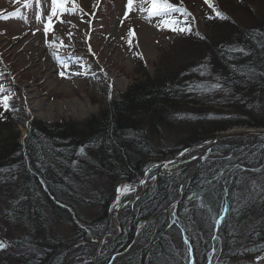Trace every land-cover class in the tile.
Segmentation results:
<instances>
[{"label": "trees", "instance_id": "obj_1", "mask_svg": "<svg viewBox=\"0 0 264 264\" xmlns=\"http://www.w3.org/2000/svg\"><path fill=\"white\" fill-rule=\"evenodd\" d=\"M241 7L245 9L241 18L232 13V6V17L225 22H207L210 26L219 23L225 31L210 38L200 36L204 50L194 59L179 68L155 69L80 129L73 124L38 123L21 145L16 133L9 132L0 146V195L11 181L18 187L15 196L0 197V222L20 235L6 234L0 264H87L84 260L95 246L90 240H98L106 226L116 181L134 182L144 173L147 159H163L209 140L215 133L235 126L264 128V12H253L244 3ZM232 48L244 51H226ZM201 65L208 70L206 77L193 71ZM201 77L209 85L219 83L216 92L221 95L196 96L188 104H213L216 109L209 112L211 109L183 105L182 112H193L190 120L180 121L190 137L168 140L164 145L159 132L168 110L176 112L173 105L185 102L195 92L188 90L189 85L198 84ZM244 103L250 105L249 110ZM225 105L235 107L236 112L225 113ZM203 114L208 115L203 118ZM246 141L234 139L216 145L214 151L223 155L213 154L200 164L183 185L174 213L164 212L136 231L138 225L173 203L185 174L163 178L132 208L126 207L119 216V235L94 264H188L189 248L195 264H206L215 244V223L224 208L213 264H262L254 260L264 250V189L260 194L251 191L248 199L245 194L251 188L249 170L264 161V139L234 150ZM92 170L101 182L109 183L108 188L90 183ZM238 200L249 202V207L238 209ZM87 208L96 211L91 220L84 217ZM73 216L87 224L89 232ZM55 222L68 226L67 233H56Z\"/></svg>", "mask_w": 264, "mask_h": 264}, {"label": "rangeland", "instance_id": "obj_2", "mask_svg": "<svg viewBox=\"0 0 264 264\" xmlns=\"http://www.w3.org/2000/svg\"><path fill=\"white\" fill-rule=\"evenodd\" d=\"M76 1H79V11L69 10L63 15L57 14L53 16L51 28L47 35H45L44 23L47 22V16L51 12V0H40L39 6H37V0H32V2H29L27 8L22 5L25 0H0V9H3L7 5L6 3H8L7 9L12 8V12L16 6L15 4L21 3L16 12L18 15L14 16L11 19L12 21L7 20V12L0 11V100L8 97L7 105L10 104V97L13 101L7 119L3 118L0 105V146L4 145L2 141L10 135L9 132L11 130H13V133H18L17 143L21 142V137H19L21 127L17 125L24 124V121L29 122L32 120L33 122L44 124H73L76 129H80L92 119H97L99 112L103 110L110 99H117L133 83L143 82L146 74L152 75L155 69L164 68L165 66L172 69L179 68L181 65H186V62L194 59L198 53L204 50L203 46L199 44L201 40H198L203 39L201 37H192L184 33L175 34V32L165 28L157 31L155 27H157V23L160 24L161 17H153L149 20L147 14L140 11V0H134V10L128 12L127 16H125V12L128 11L126 8L127 0L103 1L101 8H98V10H95L97 6L95 7L94 5L97 0ZM171 1L173 0H168V2ZM174 1L178 4L182 3L180 0ZM181 1L185 2L181 6L186 7L188 12H192V18L195 21L194 28L198 31V34L207 38H210L209 36H212L213 33H216V36L223 34L225 31L224 27L219 23L215 26H210L207 25V22H204L201 14V8L205 5L204 0ZM216 1L217 5L222 6V14H225L224 19L232 17L230 14L232 6L235 7L233 10L235 12L232 13L238 14L239 18H241L245 10L241 7V4L240 6L238 5L236 0ZM244 2V7L250 6V10L253 12L257 9L264 12V0H244ZM10 3H15L14 7ZM67 5H69V2ZM30 11H33L32 15ZM38 12L41 13L39 22L36 19ZM73 12H76V14ZM92 17H97L94 25ZM123 20L132 25L131 29L134 35L133 37L131 36V39L133 40L129 39L127 41H132L136 47V52L140 57H143L141 58L142 60L136 59V56L134 58L132 52H128V49L121 43L120 23L122 25L123 22L121 21ZM31 25L32 28H30ZM69 31L72 33L71 38L68 35ZM62 55L64 58L60 61L59 65L56 57H60L61 59ZM94 60L95 66L98 65L99 69H90L91 75L88 77L84 76L85 71L81 67L79 69L75 67L76 73L80 75L77 74L74 77L66 74L64 77L60 75L63 72L61 64H74V62H78L85 68L87 65H92ZM56 69H58V75L55 71ZM64 72L66 73V70ZM198 84L209 85V80H202L201 77ZM7 88L10 97L8 96ZM216 90L204 91L203 94L201 90H196L189 94L190 96L184 100L185 102L182 101L179 104L173 105L176 112L171 111L170 113L168 110V116H165L166 120L162 125V130L159 132L163 141H165L164 145L167 144L168 140L174 142L180 139H189V132L185 131L184 127L182 128L180 121L182 119H185V121L190 120L193 117V112L191 113L187 109H183L182 112L181 108L184 105L188 109H216V105L214 106L213 104L203 106L200 104L196 106L188 104L196 96L200 97L201 95L208 94L210 97H213L220 94ZM221 98L224 100L223 96L219 99L221 100ZM244 104L245 108L249 110L248 106L250 105ZM225 106L228 107V109H223L225 113L236 112L235 107ZM171 114H175V116ZM197 115L201 116L198 112ZM207 115L203 114L202 116L205 118ZM4 119L6 120L4 121ZM11 124H14V126L12 127ZM204 129H207V125ZM246 129L248 127L235 126L228 129L225 133L226 135L242 133ZM231 140L234 139L227 138V140L224 139L221 142L218 140L215 144L213 143L210 154L216 145L218 146L222 142L227 144ZM251 144V142L247 143L244 147L248 148ZM237 148H241V146ZM199 153L195 149L188 152L181 159V161H185L186 163L179 166L177 170L191 172L198 161V159L196 160V156ZM229 153H233V150ZM212 154L215 153L213 152ZM174 155L170 156L173 157ZM165 160L162 159L161 161ZM159 162L147 159L144 164L151 167ZM263 167L249 172L248 182L251 188L247 189L245 199H248L251 191L256 194L264 189ZM96 173L97 171L92 170V175L88 178L90 183H99V185L104 186V189L108 188L109 183L101 182L99 179L100 175ZM153 173L150 172L144 178L145 185H148ZM141 179L138 180V184ZM124 185L128 184L124 181L119 182L115 186V189L117 187L121 189ZM128 186H130L131 191H121L120 200L141 189L137 185ZM17 187L18 184L11 181L9 186L2 190L0 197L6 200L10 196H15ZM238 205H240L238 209L240 207H249V202L245 203L243 200H238ZM115 207L116 203L112 201L109 212L112 213ZM95 213L94 208H87L85 209L84 217L91 220L94 218ZM81 226L84 228L88 227L87 224H81ZM53 227L54 230H59L56 233L63 231V234H65L68 230V226L60 225L59 222L53 223ZM111 231L115 232V228H112ZM6 234L16 238L20 235V232L0 222V240H3ZM90 242L95 244L94 239L90 240ZM215 252L213 250L210 253L212 262L215 259ZM70 255H73V252H70ZM240 262V264H244L245 261L243 263L242 261Z\"/></svg>", "mask_w": 264, "mask_h": 264}, {"label": "snow or ice", "instance_id": "obj_3", "mask_svg": "<svg viewBox=\"0 0 264 264\" xmlns=\"http://www.w3.org/2000/svg\"><path fill=\"white\" fill-rule=\"evenodd\" d=\"M68 2H69V0H51V12L47 16V22L44 23L45 35H47V33L49 32V30L51 28V21H52L53 16H56L57 14L63 15L65 12L68 11V9L65 7ZM204 2L210 8H213V11L215 12L216 17H218L220 19L225 18L219 11H216L214 6L210 3V0H204ZM133 5H134V0H127L126 8L128 11L125 12V16H127L128 12L134 10ZM145 5H147V7H145ZM28 6H29V0H25L24 7L27 8ZM37 6H39V0H37ZM77 7L78 6L75 4V0H72V9L75 10ZM140 11L142 13H146L147 18L149 20H151L153 17H161V22H160V24L157 25V27L165 28L167 30H170L173 32H178V33H190L191 32L190 26H188L186 24L184 26H181L180 22L176 21L175 19H171L172 15L174 13H179L185 17H187L191 14L188 13L186 11V9L172 5L171 3L168 2V0H140ZM69 14H72V13L69 12ZM17 15H18V13L13 12L12 14H10L9 18H11L12 16H17ZM36 19H37V22L40 21L41 13H39V12L37 13ZM209 19H212V17L210 16ZM68 35L71 38L72 33L69 31ZM132 35H134V33L132 30H130L129 36H132ZM201 38H203V37H201ZM129 44H131V41H129ZM49 46L51 47V45H49ZM226 51H228V52H243L244 50L232 48V49H226ZM141 58H143V57H141ZM63 66L67 67L66 64ZM193 71L199 72V74L201 76H205L208 74V70H207L206 66H204V65H201L199 68L194 69ZM60 75L62 77H64L65 73L61 72ZM220 87H221V85L219 83L212 84V85L195 84V85H189L188 90L190 92L196 91V90H201V92L203 94L204 91L215 90V89H218ZM8 99H9L8 97H4L3 100H0V103L3 104L5 110H7V108H8V105H7ZM121 191L128 192V191H131V188L128 185H124V186H122L121 189H118V194ZM219 222L220 221L217 220V224ZM185 243H187V240L185 241ZM4 247H6V245H4L2 242H0V249H3Z\"/></svg>", "mask_w": 264, "mask_h": 264}, {"label": "water", "instance_id": "obj_4", "mask_svg": "<svg viewBox=\"0 0 264 264\" xmlns=\"http://www.w3.org/2000/svg\"><path fill=\"white\" fill-rule=\"evenodd\" d=\"M247 135H255V136H264V131H258V132H254V131H244L242 133H236V134H227V135H223V136H219L217 138H215L214 140H212L209 145L212 146L213 143H215L216 141L220 140V139H223V138H228V137H244V136H247ZM163 171V169L160 171H158L155 175V177L153 178V181L152 183L145 189H143L141 192H139L137 195H135L133 198L129 199L128 201L122 203L119 205L118 207V211L114 214L113 216V220H115L118 212L121 210V208L123 206H125L127 203L129 204H133L135 201H137L141 196H143L146 191L151 188L155 182L157 181V179L159 178L161 172ZM106 239V231L104 232L103 236L101 237L100 241L98 242L97 244V247H96V251H95V254L94 256L91 258V261H90V264H92L93 260L99 255V252H100V249H101V246L104 242V240Z\"/></svg>", "mask_w": 264, "mask_h": 264}, {"label": "bare ground", "instance_id": "obj_5", "mask_svg": "<svg viewBox=\"0 0 264 264\" xmlns=\"http://www.w3.org/2000/svg\"><path fill=\"white\" fill-rule=\"evenodd\" d=\"M119 194H120V192H119ZM119 194H118V188L116 189V196H117V198H119Z\"/></svg>", "mask_w": 264, "mask_h": 264}]
</instances>
